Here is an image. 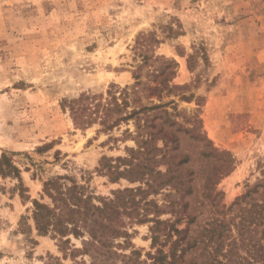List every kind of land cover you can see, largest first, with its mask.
Here are the masks:
<instances>
[{"label": "rangeland", "instance_id": "obj_1", "mask_svg": "<svg viewBox=\"0 0 264 264\" xmlns=\"http://www.w3.org/2000/svg\"><path fill=\"white\" fill-rule=\"evenodd\" d=\"M81 95L90 124L70 110ZM3 154L23 187L0 175V264L251 258L261 227L244 244L239 227L264 204V0H0ZM57 175L114 201L95 259L36 229Z\"/></svg>", "mask_w": 264, "mask_h": 264}, {"label": "trees", "instance_id": "obj_2", "mask_svg": "<svg viewBox=\"0 0 264 264\" xmlns=\"http://www.w3.org/2000/svg\"><path fill=\"white\" fill-rule=\"evenodd\" d=\"M68 102L77 124L91 123L90 113L87 114V118H84L86 116H84V112L90 107L83 103V95L69 99ZM20 173V169L8 158L7 154H3L0 158V175L17 177L20 186L23 187ZM66 178V176L57 175L44 182V194L51 198L52 204L42 202L39 199L33 200L32 217L36 229L40 234L53 235L60 242V248L66 254L74 256L76 252L87 253L95 259L99 247L106 246V239L108 238L104 236L105 231L102 228L110 227L105 220L108 218V209L114 201L104 199L102 205L96 204L93 202L94 196L84 192V186L74 180L67 184L64 181ZM249 211L251 212L250 219L257 215L259 220L254 223L253 230L249 228L251 222L247 223L248 216L241 220L240 241L244 244L248 239L247 233L257 232L260 227L262 236L259 239L256 238L252 244L254 247L252 257L240 255L236 259V264H264V204L256 205ZM176 232L179 234L181 231L177 229ZM85 233H88L89 237L83 239V247L75 248L72 243V236L82 237ZM249 238L251 241V237ZM181 240L179 237L175 243L177 244ZM188 244L190 245V243ZM159 254L160 260L164 262L167 255L162 250H159ZM170 256L172 257L169 264H176L178 258L175 252L171 251ZM219 262L220 264H228V261L223 263L222 260H219ZM47 264L62 263L59 257H54ZM92 264H95V261Z\"/></svg>", "mask_w": 264, "mask_h": 264}]
</instances>
